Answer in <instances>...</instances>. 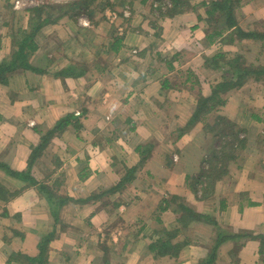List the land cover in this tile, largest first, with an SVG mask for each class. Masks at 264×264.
I'll use <instances>...</instances> for the list:
<instances>
[{"label":"crops","instance_id":"1","mask_svg":"<svg viewBox=\"0 0 264 264\" xmlns=\"http://www.w3.org/2000/svg\"><path fill=\"white\" fill-rule=\"evenodd\" d=\"M97 1L54 23L0 0L4 69L39 27L32 69L0 70V264H264V78L190 123L225 76L206 59L262 68L263 41L208 42L214 0ZM238 1L264 35V0Z\"/></svg>","mask_w":264,"mask_h":264},{"label":"trees","instance_id":"2","mask_svg":"<svg viewBox=\"0 0 264 264\" xmlns=\"http://www.w3.org/2000/svg\"><path fill=\"white\" fill-rule=\"evenodd\" d=\"M238 5H239L238 0H214L213 2L210 3L207 11V16H209V20L206 21V25L209 26V31L208 29H205L207 32H209L206 38L208 42H211L214 38L218 37L224 30L229 31L227 38L231 40H233V38H236V39H253V40L264 41V35L246 32L241 27L238 26L236 22V9ZM66 9L67 11H70L69 7H67ZM32 10L31 11L33 13H39L42 12L43 8L34 7ZM38 28L39 27L36 26V28H34L33 31L31 30L28 32L18 33L19 39H17V41L19 43H18V51L15 56V59L11 62L10 65H7L6 66L7 68L5 69H4L5 67L4 65L2 66L0 65L1 71L13 70L15 67L32 69V67L27 64L26 57L29 53L36 51V47L34 44V35L37 33ZM260 46L263 48V44H261ZM240 60L241 57L238 55H235L231 59V58H227L226 55H224L223 53H217L213 57L206 59V63H210L211 61L209 68L222 69L221 71L224 72L225 76L221 82H218L213 87H211V95L209 97L207 98H204L202 96L198 97V105L190 123L196 122L202 114L209 113L210 110L208 106H210V108H213V110L217 109V106H221L224 103V99H222V95H225L229 91L243 86L245 84L244 82L247 80L248 75L250 73H253L257 80H259L258 76L264 77V69H262L261 67L241 68L239 64ZM16 61H18V64L16 63ZM225 65L226 66L229 65L228 71L225 70ZM235 75H236V81L232 79V77H234ZM68 123H69V117L60 120L56 125V128L53 131H51L49 134H53L56 131H59ZM238 144L240 148H244V141H238ZM228 145L231 147L232 145L234 146L233 143L231 144L228 143ZM124 184H125V180L121 181L116 185V187L111 192H115L121 189L124 186ZM262 242H264V237H262ZM40 258L41 256L39 258H36V260L30 259V261L34 262V264H40L41 262Z\"/></svg>","mask_w":264,"mask_h":264},{"label":"rangeland","instance_id":"3","mask_svg":"<svg viewBox=\"0 0 264 264\" xmlns=\"http://www.w3.org/2000/svg\"><path fill=\"white\" fill-rule=\"evenodd\" d=\"M17 1H20V4H24L25 5L24 7H26V6L31 7L29 9H32L34 7L43 8L42 12L34 13L32 19H34L36 21H40L41 19L42 20L45 19V20H47V22H54L55 23V22H57L60 19L69 18V17H71L73 15H76L78 13L75 7L73 8V7H70V6H68V7L72 8L73 10L72 11H67V9H66L67 6H65L64 4L76 3V5L81 6V5L85 4V3H87L88 0H17ZM105 1L106 0H98L97 1L98 6L99 5L103 6V5L107 4ZM109 2H111V0ZM168 3H169V1H168ZM160 5L162 7H164V5L167 6V2H165L163 4L161 3ZM55 7H59V8H55ZM63 7H65V9H63ZM108 13H110V12H108ZM216 25H218V24H216ZM18 37H19L18 35L15 36V38H18ZM262 44H263V48L262 47L261 48L264 51V41L262 42ZM256 48L257 47H254V49L251 51V53H253V54L247 55V57H248V59L250 61L253 60L252 57L257 53V49ZM259 49H260V47H259ZM234 56L235 55L230 56V58L232 59V57H234ZM249 60L245 61V60L241 59L240 63H239L241 68L242 67H244V68L245 67L253 68L254 66H250L251 62H248ZM210 63H211V61H210ZM241 63H242V65H241ZM263 66H262V69H264ZM228 67H229V65L228 66L225 65V70L226 71H228ZM233 73H235V72H233ZM258 77H259L258 79H263L264 78L263 76H258ZM232 79H234L236 81V75L234 77H232ZM250 79H255V75L253 73H250L248 75V78H247V80L244 83H247L248 81H250ZM223 130H224L223 131L224 133H229V132L233 131L231 126H229L228 124L226 125V127ZM226 138H227V136H226ZM229 140L230 141H228L226 139L224 141V143H225L224 145L229 146L228 143L231 144V143L235 142V141L231 142V139H229ZM233 144H235V143H233ZM229 149H230V146H229Z\"/></svg>","mask_w":264,"mask_h":264},{"label":"built area","instance_id":"4","mask_svg":"<svg viewBox=\"0 0 264 264\" xmlns=\"http://www.w3.org/2000/svg\"><path fill=\"white\" fill-rule=\"evenodd\" d=\"M129 16V14H128V10H127V17Z\"/></svg>","mask_w":264,"mask_h":264}]
</instances>
